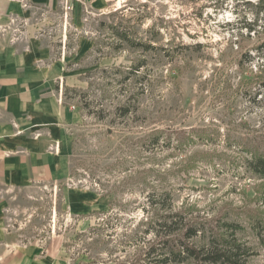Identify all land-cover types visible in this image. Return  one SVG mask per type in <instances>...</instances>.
<instances>
[{
	"label": "rangeland",
	"instance_id": "rangeland-1",
	"mask_svg": "<svg viewBox=\"0 0 264 264\" xmlns=\"http://www.w3.org/2000/svg\"><path fill=\"white\" fill-rule=\"evenodd\" d=\"M69 2L54 12L61 23L32 16L63 35L76 120L61 177L0 191L21 224L0 264H183L144 254L171 208L238 222L255 252L247 264H264V176L248 164L264 157L258 0H113L102 12Z\"/></svg>",
	"mask_w": 264,
	"mask_h": 264
},
{
	"label": "crops",
	"instance_id": "crops-1",
	"mask_svg": "<svg viewBox=\"0 0 264 264\" xmlns=\"http://www.w3.org/2000/svg\"><path fill=\"white\" fill-rule=\"evenodd\" d=\"M82 1L102 12L113 0ZM63 3L64 0H0V24L17 18L20 25L24 22L25 30L22 39L14 44L9 42L11 32L0 41V191L53 186L61 177L70 127L76 120L75 112L63 99L69 69L65 59L57 55L55 45L57 37L63 35L53 34L50 28L41 32L39 25L46 20L40 17L35 21L32 16L40 13L36 7H43L46 18L61 23L62 16L57 19L54 12ZM74 8L78 11L81 4L76 2ZM86 43H81L84 50L90 47ZM10 199L0 196V252L8 250L13 240L5 224ZM2 258L3 255L0 261ZM15 258H5L1 264H15Z\"/></svg>",
	"mask_w": 264,
	"mask_h": 264
},
{
	"label": "trees",
	"instance_id": "trees-1",
	"mask_svg": "<svg viewBox=\"0 0 264 264\" xmlns=\"http://www.w3.org/2000/svg\"><path fill=\"white\" fill-rule=\"evenodd\" d=\"M258 5L264 9V0H258ZM120 35L123 40L130 41L127 34ZM260 48L264 50V41ZM248 164L254 173L264 176L263 156L250 157ZM157 223V242L152 243L144 254L156 256L160 263L247 264L250 256L255 254L250 246L236 238L242 226L235 221L220 226L215 218L198 217L191 208H171ZM145 230L149 231V228ZM198 237L205 239L204 242H196L194 239Z\"/></svg>",
	"mask_w": 264,
	"mask_h": 264
},
{
	"label": "built area",
	"instance_id": "built-area-1",
	"mask_svg": "<svg viewBox=\"0 0 264 264\" xmlns=\"http://www.w3.org/2000/svg\"><path fill=\"white\" fill-rule=\"evenodd\" d=\"M64 9L68 13V10H70L72 5L70 4L69 0H64L63 3ZM36 12H40L41 17H45V14L47 13L46 10L40 7H36ZM21 25H24V22H20ZM18 22L17 18H12L7 24H0V41L4 38V36L8 33L11 32V37L9 39V42L11 44H14L22 39V36L24 35L25 32L21 30V26ZM74 107V106H73ZM2 193H0V196ZM6 219H5V224H6V229L7 231H11V229L16 228V225L19 224V221L17 220L18 218L14 217L12 214L13 212L17 215V212L14 211V209L7 207L6 208ZM12 213V214H11Z\"/></svg>",
	"mask_w": 264,
	"mask_h": 264
},
{
	"label": "flooded vegetation",
	"instance_id": "flooded-vegetation-1",
	"mask_svg": "<svg viewBox=\"0 0 264 264\" xmlns=\"http://www.w3.org/2000/svg\"><path fill=\"white\" fill-rule=\"evenodd\" d=\"M9 208H12V209H14L13 207H9ZM18 221H19V219H17Z\"/></svg>",
	"mask_w": 264,
	"mask_h": 264
}]
</instances>
